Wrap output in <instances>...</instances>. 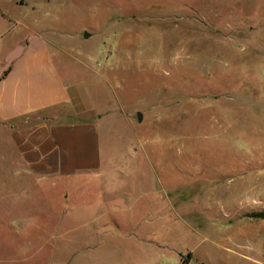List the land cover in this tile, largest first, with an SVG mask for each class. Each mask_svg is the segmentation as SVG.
<instances>
[{
  "label": "rangeland",
  "instance_id": "374dc122",
  "mask_svg": "<svg viewBox=\"0 0 264 264\" xmlns=\"http://www.w3.org/2000/svg\"><path fill=\"white\" fill-rule=\"evenodd\" d=\"M1 2L67 49L109 176L23 182L0 136V264H264V0Z\"/></svg>",
  "mask_w": 264,
  "mask_h": 264
},
{
  "label": "crops",
  "instance_id": "0c3cea01",
  "mask_svg": "<svg viewBox=\"0 0 264 264\" xmlns=\"http://www.w3.org/2000/svg\"><path fill=\"white\" fill-rule=\"evenodd\" d=\"M16 2L26 6L30 0ZM31 8L11 12L0 0V136L6 175L39 187L109 176L100 168L103 109L72 102L70 83L59 67L69 63L67 49L58 50ZM104 216L92 217L103 225Z\"/></svg>",
  "mask_w": 264,
  "mask_h": 264
},
{
  "label": "water",
  "instance_id": "95a60500",
  "mask_svg": "<svg viewBox=\"0 0 264 264\" xmlns=\"http://www.w3.org/2000/svg\"><path fill=\"white\" fill-rule=\"evenodd\" d=\"M89 34L87 33L86 36H88ZM138 118L141 119V114H138Z\"/></svg>",
  "mask_w": 264,
  "mask_h": 264
}]
</instances>
